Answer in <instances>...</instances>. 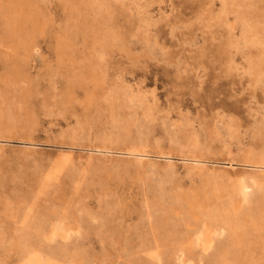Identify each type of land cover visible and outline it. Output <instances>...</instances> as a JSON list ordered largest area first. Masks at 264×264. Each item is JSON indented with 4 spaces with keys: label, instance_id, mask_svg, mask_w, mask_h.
Wrapping results in <instances>:
<instances>
[{
    "label": "rangeland",
    "instance_id": "rangeland-1",
    "mask_svg": "<svg viewBox=\"0 0 264 264\" xmlns=\"http://www.w3.org/2000/svg\"><path fill=\"white\" fill-rule=\"evenodd\" d=\"M38 1L26 52L0 16V264H18L60 221L75 231L47 245L77 264H179L182 206L213 209L237 180L264 183V66L246 26L257 16L264 39V0ZM127 96L146 106L130 109ZM262 205L246 213L241 242L221 241L238 264H264ZM213 254L182 262L219 264Z\"/></svg>",
    "mask_w": 264,
    "mask_h": 264
},
{
    "label": "bare ground",
    "instance_id": "bare-ground-1",
    "mask_svg": "<svg viewBox=\"0 0 264 264\" xmlns=\"http://www.w3.org/2000/svg\"><path fill=\"white\" fill-rule=\"evenodd\" d=\"M10 1V0H8ZM8 1H7V4H8ZM96 1V0H95ZM142 1V0H141ZM227 1V0H226ZM229 1V0H228ZM231 1V0H230ZM241 1V0H240ZM244 1V0H243ZM255 1V0H254ZM91 2V1H90ZM215 2V1H214ZM222 2V1H221ZM220 2V3H221ZM237 2V1H236ZM245 2V1H244ZM138 3V2H137ZM231 3V2H230ZM260 3V2H259ZM97 4V3H96ZM234 4V3H233ZM244 4H249V2L247 3H244ZM242 3V5H244ZM252 4V3H251ZM38 5H39V1L38 0H20L16 3L15 0H12L11 1V4L9 3L8 5H6L4 3V1L2 0L1 3H0V16H2L3 18H6L7 20V24H9V26L11 27L12 29V38H13V44L15 45V48H19L18 50H21L23 49V51L25 50H28L29 48H31L35 43L33 42V36L35 37V35H33V30L34 28L36 29L35 26L38 25L37 23V20L35 21V17H36V14H37V8H38ZM235 5H237L235 3ZM225 6V5H224ZM228 6V5H227ZM245 6V5H244ZM247 6V5H246ZM90 7V6H89ZM139 7V6H138ZM243 7V6H242ZM241 7V9H242ZM141 8V7H140ZM227 8V7H226ZM232 8V7H231ZM258 8H259V5H258ZM40 9V8H39ZM245 7L243 8V11L245 12L246 10H244ZM261 9V8H260ZM88 10V8H87ZM237 11V10H236ZM248 11V10H247ZM262 11V10H261ZM254 12V11H253ZM252 12V13H253ZM257 12V11H256ZM209 13V12H208ZM220 13V12H219ZM246 13V12H245ZM40 14V13H39ZM243 14V13H242ZM201 15V14H200ZM228 15V14H226ZM230 15V14H229ZM234 15V14H233ZM244 15V14H243ZM241 15V16H243ZM253 15V14H252ZM85 16V15H84ZM143 17V16H142ZM226 17V16H225ZM247 17V16H246ZM38 18V17H37ZM42 18V16H41ZM78 18V17H77ZM150 18V17H149ZM242 18V17H241ZM1 19V18H0ZM40 19V17L38 18V20ZM79 19V18H78ZM222 19V18H221ZM235 19V18H234ZM257 16L253 17V21H251V23L249 25L248 22L246 24V26H249V30H251V32H254L252 35H253V38H252V41L256 44H258V47H259V61H258V70L257 72H262L263 70V66H264V39L263 37L261 38L260 37V34L259 32H256L254 31L256 28V22H257ZM41 20V19H40ZM39 20V21H40ZM216 20V19H215ZM218 20V19H217ZM3 21V20H1ZM220 21V19H219ZM218 21V22H219ZM225 21V20H224ZM234 21V20H233ZM262 21V20H261ZM4 22V21H3ZM2 22V23H3ZM6 22V21H5ZM86 22V21H85ZM200 22V21H198ZM217 22V23H218ZM37 23V25L35 24ZM75 23V22H74ZM99 23V22H98ZM40 24V23H39ZM76 24V23H75ZM83 24V22L81 23ZM86 24V23H85ZM234 24V23H233ZM262 24V23H261ZM99 25V24H98ZM235 25V24H234ZM233 25V26H234ZM241 25V24H240ZM264 25V24H263ZM40 26V25H39ZM39 26L37 28V30H40L39 29ZM87 26V25H85ZM79 27V26H78ZM96 27V25H95ZM94 27V28H95ZM101 27V26H100ZM231 27V26H230ZM242 27V26H241ZM244 28V26L242 27ZM247 28V27H246ZM246 28L244 29L246 31ZM9 29V28H8ZM70 29V28H69ZM80 29V28H79ZM101 29V28H100ZM234 28H231L230 30H233ZM236 29V28H235ZM94 30V29H92ZM7 31H10V30H7ZM5 31V32H7ZM78 31V30H77ZM91 31V30H90ZM105 31V30H104ZM35 32H38V31H35ZM210 32V31H209ZM243 32V30H242ZM256 32V33H255ZM262 32V31H261ZM100 33V31L98 32ZM225 33V32H224ZM244 33V32H243ZM246 33V32H245ZM9 34V33H8ZM7 34V35H8ZM75 34V33H74ZM86 34V33H85ZM106 34V33H105ZM239 34V33H238ZM249 34V33H248ZM10 35V34H9ZM8 35V36H9ZM247 35V34H246ZM251 35V37H252ZM230 36V35H229ZM235 37V36H234ZM11 38V37H10ZM103 38V37H102ZM226 38V37H225ZM6 40V39H5ZM9 40V38H8ZM231 40V39H230ZM234 40V39H233ZM3 42V41H2ZM9 42V41H8ZM235 42V41H234ZM70 43V42H69ZM68 43V44H69ZM96 44V42H94ZM3 44V43H2ZM62 44V43H61ZM67 44V45H68ZM72 44V43H71ZM70 44V45H71ZM229 44V43H228ZM4 45V44H3ZM6 45V43H5ZM10 45V44H9ZM63 45V44H62ZM65 45V44H64ZM12 46V45H11ZM69 46V45H68ZM93 46V45H92ZM35 47V46H34ZM38 46H36L35 49H38L37 48ZM67 47V46H66ZM100 47V46H99ZM243 47V46H242ZM9 48V47H8ZM33 48V47H32ZM31 48V49H32ZM64 48V47H63ZM92 48V47H91ZM98 48V47H97ZM101 48V47H100ZM237 48V47H236ZM244 48V47H243ZM14 49V47H13ZM16 49L14 50V52H16ZM12 50V48H11ZM97 50V49H96ZM37 51V50H35ZM26 52V51H25ZM13 53V52H12ZM238 53V52H237ZM17 54V53H16ZM16 54H13V55H16ZM92 57V56H91ZM74 58V57H73ZM77 60V59H76ZM253 60V58H252ZM258 60V59H257ZM256 60V61H257ZM78 61V60H77ZM88 63V62H86ZM85 63V65H86ZM94 63V62H92ZM245 63V62H244ZM22 64V63H21ZM20 64V65H21ZM91 64V63H90ZM96 64V63H95ZM84 65V64H83ZM238 65V64H237ZM240 65V64H239ZM25 66V64H24ZM235 66V65H234ZM22 67V66H21ZM77 67V66H76ZM96 67V66H94ZM245 67V66H244ZM251 67V66H250ZM86 68V67H85ZM248 68V67H247ZM77 69V68H76ZM79 69V68H78ZM88 69V68H87ZM94 69V68H93ZM96 69V68H95ZM95 69L93 70L95 73ZM90 70V69H89ZM88 70V71H89ZM246 70V69H245ZM77 71V70H76ZM83 71V70H82ZM81 71V72H82ZM86 71V69H85ZM238 71V70H237ZM242 71V69H241ZM248 71V69H247ZM92 72V70H91ZM99 72V71H97ZM251 72V71H250ZM86 73V72H85ZM247 73V72H246ZM253 73V72H252ZM92 77V75H94V73H89ZM102 74V73H101ZM104 74V73H103ZM242 74V73H241ZM90 75H88V77H90ZM244 75V74H243ZM262 75V74H261ZM97 76V74H95V77ZM100 76V75H99ZM98 76V77H99ZM255 76V75H254ZM85 77V76H84ZM83 77V78H84ZM94 77V76H93ZM93 77L91 79H93ZM94 77V78H95ZM97 77V78H98ZM103 77V76H102ZM101 77V80L102 79ZM87 78V77H86ZM100 78V77H99ZM90 79V80H91ZM254 79V78H253ZM262 79V78H261ZM260 79V80H261ZM84 80H86L84 78ZM89 80V79H88ZM87 81V80H86ZM95 81V79L93 80ZM93 81H88V83L90 82V84L93 83ZM92 82V83H91ZM103 82V81H102ZM101 82V83H102ZM105 82V81H104ZM263 82V81H262ZM97 85L99 84V81L96 82ZM94 83V84H95ZM96 85V84H95ZM103 85V84H102ZM100 85V86H102ZM99 86V85H98ZM106 86V85H105ZM96 88H98L96 86ZM95 88V89H96ZM130 88V87H129ZM131 89V88H130ZM129 89V90H130ZM94 90V89H93ZM92 90V91H93ZM100 90V89H99ZM102 90V89H101ZM99 91V92H102V91ZM127 89H125L124 92H127L126 91ZM107 91V89H106ZM134 92V91H133ZM104 93V92H102ZM132 93V92H130ZM92 97L94 96L95 97V100L96 98L99 99V102L102 100L101 99H104V98H101L99 96H97V93L94 95L93 93H91ZM126 94V93H125ZM128 94V93H127ZM133 94V93H132ZM132 94L130 95V97L132 96ZM99 95V94H98ZM102 95V94H101ZM105 95V94H104ZM91 98V101L89 100V102L93 103V99L94 98ZM102 97V96H101ZM107 97V96H106ZM129 96H127L128 101L129 103H131V105H129L128 103V106H131L130 109L135 106V107H144L146 106L144 104V102L141 100V98H137V97H133V98H130ZM142 97V96H141ZM143 98V97H142ZM147 98V97H145ZM108 99V98H106ZM126 99V98H125ZM94 100V101H95ZM105 100V99H104ZM110 100V98H109ZM112 100V98H111ZM97 101V100H96ZM107 101V100H106ZM127 101V100H126ZM147 101V100H146ZM99 102H96V103H99ZM90 103V104H91ZM124 103V102H123ZM126 103V102H125ZM110 104V103H109ZM97 105H100V104H97ZM133 106V107H132ZM150 105H148L149 107ZM111 107V106H110ZM138 109V108H137ZM136 109V110H137ZM140 109V108H139ZM150 109V108H149ZM152 111H148L147 114H146V122H150L152 120V114H151ZM154 113V112H153ZM135 115V114H134ZM145 117V116H143ZM143 120V119H142ZM183 120V119H182ZM141 122V121H140ZM143 122V121H142ZM153 123V121H152ZM185 123V122H184ZM117 124V123H116ZM151 124V123H150ZM231 124V123H230ZM120 125V124H118ZM117 126V125H116ZM139 126H142L139 125ZM149 126V125H147ZM180 127V125H179ZM228 127V126H227ZM138 128V127H137ZM150 128V127H149ZM141 129V127H140ZM145 129V128H144ZM233 129V128H232ZM143 130V129H142ZM150 130V129H149ZM178 130V129H177ZM173 131V130H172ZM229 131V130H228ZM185 133V132H184ZM230 133V132H229ZM233 133V132H232ZM148 135V134H146ZM145 135V137H146ZM195 135V133H194ZM143 136V135H142ZM191 138V137H190ZM194 138V136H193ZM196 138V136H195ZM196 140V139H195ZM214 140V139H213ZM191 142V140H190ZM197 142V141H196ZM2 143V142H1ZM133 143V142H132ZM195 143V142H194ZM129 144V143H128ZM131 144V143H130ZM143 144V143H142ZM198 144V143H197ZM2 145V144H1ZM190 145V144H189ZM135 146V145H134ZM144 146V145H143ZM194 146V145H193ZM139 147V146H138ZM137 150V149H136ZM140 150V149H139ZM131 151V150H130ZM129 151V152H130ZM133 151V150H132ZM199 151V149H198ZM264 151V150H263ZM231 152V151H230ZM197 153V152H196ZM251 153V152H250ZM131 154V153H130ZM132 155V154H131ZM135 154H133L134 156ZM138 158L140 157V153L138 154ZM137 156V154H136ZM194 156V155H193ZM201 156V155H200ZM135 157V156H134ZM203 157V156H202ZM261 160L259 159V164L262 165L264 164V154L263 156L261 155L260 156ZM194 158V157H192ZM196 158H199V157H196ZM141 160V159H140ZM194 160V159H192ZM250 160V159H248ZM253 160V159H252ZM256 160V159H255ZM198 161V159L196 160ZM251 161V160H250ZM258 161V160H257ZM255 161V162H257ZM227 162V161H226ZM232 162V161H231ZM248 162V161H247ZM139 163V161L137 162ZM203 163V162H202ZM233 163V162H232ZM246 163V162H245ZM249 163V162H248ZM193 164V163H192ZM247 164V163H246ZM60 165V164H58ZM58 165H54V166H57L58 168H56L52 173H50V175L47 176L46 178V183L47 184H50L51 182H53V180L55 181V179L58 177L59 175V172H60V167ZM231 165V164H230ZM254 165V163H253ZM259 165V166H260ZM61 166V165H60ZM199 166V165H198ZM194 167V166H192ZM205 167V166H204ZM203 167V168H204ZM218 167V166H217ZM63 168V167H61ZM191 168V167H190ZM197 168V167H196ZM201 168V167H200ZM211 168V167H210ZM214 168V167H213ZM226 168V167H225ZM247 168V167H246ZM187 169V168H186ZM194 169V168H193ZM199 169V168H198ZM208 169V168H207ZM260 169V168H259ZM53 170V169H52ZM51 170V171H52ZM188 170V169H187ZM191 170V169H190ZM205 170V169H203ZM214 170V169H211V171ZM62 171V170H61ZM201 170H199L200 172ZM218 171V170H217ZM234 171V170H233ZM257 171V170H256ZM259 171V170H258ZM202 172V171H201ZM214 172V171H213ZM47 173V174H49ZM204 173V172H203ZM207 173V172H206ZM58 174V175H57ZM214 174V173H213ZM264 174V172H263ZM204 175V174H203ZM216 175V174H215ZM220 175V174H218ZM258 175V174H257ZM201 176V175H200ZM221 176V175H220ZM231 176V175H230ZM249 175H247L248 177ZM56 177V178H54ZM239 177V176H238ZM257 177V176H256ZM260 177V176H259ZM209 178V177H208ZM211 179V178H210ZM215 179V178H214ZM253 179V178H251ZM251 179H248V178H241L239 180H237L235 183L233 184H230L229 186H227L228 188H226L227 192H228V196H229V199H227L226 202L225 199L221 200L223 202H221L220 200V203L216 205L215 208H210L209 206H203L201 205L199 202H198V199H194L195 201H191L187 206H182L180 208V210H178V213L179 211H181L180 213H182L183 217L184 215L186 216V221L183 223V227L182 228V231L180 232V238L179 240L176 242V247L175 248V252H173L174 254H176V252L179 254V256L181 257L182 261L184 260V258L188 259L189 262H194V259H195V256H198V257H208L209 254L211 253H216L217 254H213L216 256V258L214 257L213 260H217V262L219 264H238V260H239V257L240 255L235 252V250H232L231 248H229V246L227 245L225 247H223V245H221V241L223 240V238L225 236H229V237H232V236H235L237 237L239 232L242 231L243 233L245 232V230H243V227H244V221L246 219L245 215L247 212H251L250 211V207H256L258 202L259 203H262L264 202V183L263 182H256V181H252ZM235 180V179H234ZM258 180V179H257ZM215 181V180H213ZM218 181V180H216ZM215 181V182H216ZM231 181V180H230ZM208 182V181H207ZM232 182V181H231ZM218 183V182H217ZM217 183H215L217 185ZM225 183V182H224ZM228 183V182H227ZM210 184V183H209ZM212 184V183H211ZM229 184V183H228ZM226 185V184H225ZM218 186V185H217ZM216 186V189L217 192L220 194L219 191L223 190L221 189L220 187H217ZM222 187H225L223 184H222ZM225 190V191H226ZM222 193V191H221ZM195 196V195H194ZM217 196V195H216ZM192 197V196H191ZM223 197V196H222ZM220 198V195L219 197ZM179 199V198H178ZM183 199V197H182ZM186 199V198H185ZM215 200V199H214ZM184 201V200H182ZM187 201H188V198H187ZM217 201V202H219ZM186 202V200H185ZM209 201H207L208 203ZM215 202V201H214ZM181 203V201H180ZM179 203V204H180ZM184 203V202H182ZM211 204V203H210ZM264 206V205H262ZM177 208V206H176ZM173 210V209H172ZM252 210V209H251ZM254 210V208H253ZM256 211V210H255ZM262 211V210H261ZM173 212V211H172ZM253 212V211H252ZM251 212V213H252ZM177 213V211H176ZM177 213V214H178ZM254 213V212H253ZM176 214V216H177ZM258 214V213H257ZM253 215V214H252ZM174 216V215H173ZM179 216V215H178ZM177 216V217H178ZM256 216V214L254 215ZM253 216V217H254ZM260 216V215H259ZM29 216L27 215L26 218H28ZM176 217V219H178ZM180 217V216H179ZM182 217V216H181ZM252 218V216H250ZM262 218V217H261ZM255 219V218H254ZM264 219V218H263ZM253 220V219H252ZM259 220V219H257ZM175 221H178V220H175ZM184 221V220H183ZM249 221V220H248ZM256 221V220H255ZM264 222V221H263ZM50 223V222H49ZM57 224L56 225H52L49 232H48V236L45 235V237L43 238V236L41 237V235H37L35 236L34 238V242H32L33 246H29V248L27 247L23 252H22V255L19 256V263L18 264H77L78 261H74L75 257H72L70 255H66L65 253L62 252V250L60 249H53L52 247H50L49 245H47V243L49 242H57L58 239L60 238L61 240H68L71 238L72 236V233H73V230L75 229L76 224H73L72 227H67L65 222L64 221H60V222H56ZM67 223V222H66ZM246 223V222H245ZM251 223V222H250ZM181 224V223H180ZM180 224H177V225H180ZM255 224V223H254ZM48 225V224H47ZM68 225V223H67ZM70 225V223H69ZM71 226V225H70ZM255 226V225H254ZM253 226V227H254ZM258 226V225H256ZM80 227V225H79ZM78 227V229H79ZM252 227V226H251ZM74 228V229H73ZM180 228V227H179ZM246 228V227H245ZM256 228V227H255ZM43 229V228H42ZM81 229V228H80ZM247 229V228H246ZM254 229V228H253ZM258 229V228H256ZM259 230H261L259 228ZM75 231V230H74ZM80 231V230H79ZM78 231V232H79ZM262 231V230H261ZM76 232H77V229H76ZM74 232V234L76 233ZM77 232V233H78ZM260 232V231H259ZM264 232V231H263ZM249 234V233H248ZM179 236V234H177ZM246 236V235H244ZM243 234H242V237H244ZM239 238V242H241L240 240L244 239L241 237V234L238 236ZM241 237V239H240ZM176 238V237H175ZM178 239V237H177ZM228 241V240H227ZM237 241V242H238ZM165 242V241H164ZM243 242V241H242ZM233 244V243H232ZM245 243H243L242 245L244 246ZM235 245V244H233ZM232 245V246H233ZM239 245V243L237 244ZM241 245V244H240ZM241 245V246H242ZM240 246V247H241ZM242 246V247H243ZM234 247V246H233ZM236 247V246H235ZM239 248V246H237ZM243 249V248H242ZM159 252L161 250H158ZM240 252V251H239ZM243 252V250H242ZM154 253V252H153ZM162 253V252H161ZM156 256L158 255L155 254ZM201 255V256H200ZM213 255L211 256V258L213 257ZM244 255V254H243ZM154 256V255H153ZM155 256V257H156ZM159 256V255H158ZM160 257V256H159ZM174 257V256H173ZM176 259V258H175ZM178 259V258H177ZM205 259V258H204ZM203 259V260H204ZM242 259V258H241ZM160 260V258H159ZM166 260V259H165ZM200 260V259H199ZM202 260V261H203ZM207 260V259H205ZM212 260V261H213ZM163 261V263H162ZM180 261V259H178V263L179 264H183V262ZM186 261V260H185ZM156 262V261H155ZM161 264H165L164 260H161L160 261ZM200 262V261H198ZM208 262V261H207ZM159 263V261L157 262ZM187 263V262H186ZM81 264V263H80ZM188 264V263H187ZM191 264V263H190ZM193 264V263H192ZM201 264V262H200ZM212 264V263H211Z\"/></svg>",
    "mask_w": 264,
    "mask_h": 264
}]
</instances>
